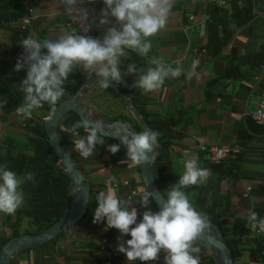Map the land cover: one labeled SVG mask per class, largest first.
Here are the masks:
<instances>
[{"label":"crops","instance_id":"crops-1","mask_svg":"<svg viewBox=\"0 0 264 264\" xmlns=\"http://www.w3.org/2000/svg\"><path fill=\"white\" fill-rule=\"evenodd\" d=\"M229 1L224 8H229ZM101 3L103 0H92L91 3L84 0L85 8L90 10L88 21L94 28L92 36L100 39L110 26L98 23L101 9L105 7H101ZM209 4L207 0H174L165 27L149 38L152 49L146 57L139 55L144 64L136 66V74L128 73L124 76L125 81L133 84L140 74L149 67H154L151 64L153 57L173 67L179 65L183 69L179 77L166 78L156 91H143L148 99V112L156 114L162 121L171 118L179 122L174 128L177 137L170 141L169 148L154 150L155 157L170 161L175 182L183 174L184 162L187 160L196 159L199 167L208 169V161L202 148L237 146V130L242 127L247 132V119H253L252 114L264 98L257 88L260 82L264 83V68L256 71L246 63L248 56L264 51V5L256 10L250 25L238 29L231 25L234 34L230 42L217 59H211L201 51L207 44ZM32 12L36 19L25 23L28 27L27 37L31 35L36 39H55L72 32L65 15L66 6L61 0H40ZM111 23H116L114 18ZM126 51L127 55L120 58V65L122 61L129 59L131 53H135L132 50ZM232 51L235 53L236 66L239 65V76L227 79L224 70L231 65L234 67V64L229 63ZM23 54V47L16 54L11 53L10 34L0 29V100L7 101L4 107H0V145L10 139L15 142L18 150H26L31 154L32 149L27 146V138L31 135L25 130L26 120L23 114L17 111L23 103L24 93L19 89L23 79L19 77L15 65ZM197 61L195 71L198 75L187 78V73L192 71L194 62ZM127 66L122 72L127 71ZM231 70L235 71L236 68ZM112 92L113 94L96 82L73 98L86 116L94 121L99 120L106 128L124 118L142 129L141 121L126 105V101L115 91ZM32 115L35 119L42 118L43 111L35 109ZM66 115L68 113L57 127H62ZM263 123L264 121L260 124ZM249 136L250 140L240 147L239 169L235 173V179L220 180L211 174L204 184L185 189L198 211H201V205L205 208L212 205L216 207L222 227L223 236L220 238L240 241V257L235 264H263L249 260L247 250L253 247L252 239L255 236L247 229L246 221L250 210L264 218V133H249ZM79 137L81 135L74 134L69 146L74 145ZM100 147L99 152L95 150L85 159L74 146V165L81 169L95 197L99 191L112 189L119 198L129 202L130 208L136 207L145 192L139 165H133L128 160L126 167L119 169L116 166L113 169L109 163L110 152L103 149V145ZM97 154L100 155L99 158ZM52 159L56 157L53 156ZM59 164L61 163L57 160V165ZM111 177H115V180H111ZM131 192H136L132 198ZM137 211L139 223L142 210L138 207ZM93 219L94 216L75 225L73 234L66 230L44 245L23 247L9 264H83L86 259L109 258L111 250L118 256H123V253L116 250L119 230L106 228V219L101 223H93ZM15 220V214L0 213V252L9 240L23 236H13L14 230L10 225ZM28 228L29 221L23 220L19 234ZM216 233L218 235L217 231ZM130 238V235L122 237L123 240ZM5 241L7 242L2 245ZM197 244L203 246L208 255H212L211 247L203 245L199 240ZM164 263L162 255L156 261L147 262Z\"/></svg>","mask_w":264,"mask_h":264},{"label":"clouds","instance_id":"clouds-1","mask_svg":"<svg viewBox=\"0 0 264 264\" xmlns=\"http://www.w3.org/2000/svg\"><path fill=\"white\" fill-rule=\"evenodd\" d=\"M91 3L92 0H89ZM68 6L69 12H75L74 18L87 21L88 8L82 7L84 0H61ZM99 25H110L102 39L85 34L70 33L59 38L36 39L31 35L20 43L24 54L17 59L15 70L26 69V78L19 89L24 93L23 103L17 111L25 117H31L33 110L41 107L42 102L55 105L65 95V81L74 69L80 67L99 77L98 83L108 89L113 83L128 86L124 76L137 73L135 63H129L127 71L122 72L120 58L132 50L146 57L152 49L150 37L155 36L167 23L174 0H103ZM77 5H80L77 7ZM112 18L115 24L111 23ZM118 25V26H117ZM89 26L88 31L91 30ZM87 31V32H88ZM46 50V51H44ZM194 62L187 78L198 75ZM149 67L136 78L132 87L142 89L145 93L161 88L166 78L179 77L183 69L173 67L153 57ZM6 100H0L4 107ZM83 128L86 135L74 141L76 150L87 159L94 153L97 145H104L103 130L105 126L99 120L82 118L72 124L69 133L75 134ZM112 135L118 137L127 148V157L133 165L150 164L155 159L154 149L158 144V131L144 129L131 132L126 125H116ZM120 144L109 145L107 151L112 154L120 150ZM211 175V170L198 166L196 159L184 162V172L180 179L170 185L167 197L161 196L160 210L153 212L149 205L154 199L152 192L142 193L139 204L146 210L142 220L137 222L136 207H129V202L118 197L109 189L99 191L96 196L97 207L93 223L106 219V228H115L120 232L117 251L126 255L129 262L156 261L164 252L165 264H200L201 248L197 241L202 239L211 228L210 217L198 211L191 203L185 189L189 186L202 185ZM115 180V177H111ZM34 173L23 176L0 165V213L14 215L23 207L25 194L22 185L34 182ZM250 227L264 230V218L254 210L248 213ZM130 235V239L122 237Z\"/></svg>","mask_w":264,"mask_h":264},{"label":"trees","instance_id":"trees-1","mask_svg":"<svg viewBox=\"0 0 264 264\" xmlns=\"http://www.w3.org/2000/svg\"><path fill=\"white\" fill-rule=\"evenodd\" d=\"M40 0H0V29L5 30L10 34L11 53L16 54L23 46L21 41L28 35V27L22 28L17 23L30 16V11L37 8ZM264 5V0H230L229 8L219 7L214 4L208 6V20H207V44L201 48L206 55L211 59H217L222 49L230 42L235 29L250 25L256 15V10ZM101 7H104V3H101ZM234 51L231 52V65L225 69V78L230 79L239 76L238 68L234 59ZM144 60L140 58L136 53H131L129 59L121 62V70L129 63H135L136 66H142ZM246 63L251 69L259 71L264 68V51L252 54L248 56ZM232 68H236L232 71ZM235 72V73H234ZM19 77L26 78V69L18 71ZM99 77L95 72L89 74L83 69L76 68L69 75L68 80L65 81V95L55 105H51L47 102H42L41 107L37 108L43 111L42 118L27 120L25 123V130L31 135L27 138V146L32 149L31 154L26 150H18L13 140H5L0 145V165L7 167L9 170L15 171L18 175L23 176L25 173H34V182H25L21 187L25 194V203L22 208L18 209L15 213L16 220L10 227L14 230V237L23 236H38L53 225L61 222L71 205L73 204L76 196L72 192V182L68 173L65 171L62 164L57 165V159H52L54 156L50 143L45 134L43 118L47 117L52 108H57L64 104L68 100H72L74 95L87 88L89 85H93L98 81ZM213 81V83H215ZM128 86L124 84H115V93H120L127 98L126 105L135 113L138 117L143 118L144 127L159 132L158 144L155 147V151H159L161 148H169L170 141L177 137L174 128L178 125V121L173 119H167L162 121L156 114H152L146 110L148 99L144 95L143 90L132 87V83L126 81ZM258 91L264 97V83L260 82L257 86ZM112 94L110 88L107 89ZM86 118L94 121V119L86 116ZM79 117L74 113H68L63 119L62 127H57V137L61 148L69 153V157L74 162L75 153L74 145L69 146V141L74 135L69 133L68 129ZM117 121V120H116ZM120 121L127 126H130L133 132H142L137 125H132L130 120L121 118ZM106 128V127H105ZM247 132L240 127L236 132L238 147L242 148L245 142L250 140L249 133L262 134L264 133V123L259 124L255 120L247 119ZM250 131V132H248ZM77 135H86L83 128L78 129L75 133ZM104 148L107 150L109 145L120 144V150L112 154L110 153L109 163L111 167L118 166L117 168L126 167L128 162L127 148L122 145L118 139L105 138ZM101 145L96 146L97 152L101 149ZM55 157V156H54ZM99 158L100 155L97 154ZM208 161V169L211 170V174L217 179H235L236 172L239 169L240 154L235 160H225L221 163L215 164ZM76 167V165H74ZM77 168V167H76ZM78 169V168H77ZM81 171V169H78ZM150 172L154 178V182L157 190L161 196L167 197V190L170 185H174L175 174L170 161H164L160 157L150 163ZM82 173V172H81ZM96 197L92 190H90V200L88 202L85 214L80 222L87 221L94 216L95 208L97 207ZM203 204V203H202ZM142 213L146 210L139 203L136 204ZM153 212L158 211L153 202L149 205ZM201 211L210 217V223L214 226L215 231L218 232V236L222 237V227L220 223V216L216 212V207L211 206L209 208L201 205ZM142 220V214L140 215ZM259 218H263L260 217ZM23 220L29 221V228L22 234H19V229ZM79 222V223H80ZM249 221H246V224ZM78 225V224H76ZM251 231V229H249ZM252 233V232H251ZM255 237L252 239L253 247L249 248V260L256 261V263L264 264V239L258 235L253 234ZM227 248L230 251L231 261L233 264L240 257V241L224 239ZM7 241L3 242L5 244ZM201 248L200 264H222V258L220 254L211 248L212 255H208L203 246L198 245ZM160 255L165 256L166 253L161 252ZM122 260H121V259ZM83 264H147V262H141L139 260L129 262L126 255L123 256H111L109 258L99 259H86ZM165 264V263H164Z\"/></svg>","mask_w":264,"mask_h":264},{"label":"water","instance_id":"water-1","mask_svg":"<svg viewBox=\"0 0 264 264\" xmlns=\"http://www.w3.org/2000/svg\"><path fill=\"white\" fill-rule=\"evenodd\" d=\"M109 88L113 91H115L116 89L115 86L113 85H110ZM117 95L122 100L127 101V98L122 94L117 93ZM67 113H74L79 117V119L86 117L85 112H83V110L76 104L73 98L72 100H68L64 104L54 109L49 119L45 122L44 130L54 156L63 165L65 171L68 173L69 177L71 178L73 191L74 192L76 191L75 193L76 198L72 206L66 213L64 219L61 222L53 225L46 232L35 237L21 236L9 240L5 244V246L1 249L0 264H9L12 257L16 253H18L23 247H28L29 245H34V246L44 245L52 241L59 234H61L66 230H68L70 234H73L74 226L80 222V220L83 218L85 214L90 197V187L88 183L85 181V177L83 176L81 171H79L74 166L73 161L69 157V153L63 148H61L56 134L57 125L60 123L63 116ZM135 116L138 117L136 114ZM138 118L141 121L142 129L143 130L146 129L143 124V118L141 117ZM116 125H126V124H123L121 122H115L109 128H104L103 133L105 138L120 140L118 137L112 135V132L116 130L115 129ZM127 129L133 132L130 126H127ZM139 171L145 191L148 190L152 192L154 197V199H152V202L159 211L160 203L158 201L161 200V195L156 188L154 178L150 172L149 164H143L139 166ZM217 236L218 235L214 229V226L211 225V228L206 232L205 236L199 241L203 245L209 246L215 251H217L222 257L223 264H233L231 261L230 251L227 248L225 241Z\"/></svg>","mask_w":264,"mask_h":264},{"label":"built area","instance_id":"built-area-1","mask_svg":"<svg viewBox=\"0 0 264 264\" xmlns=\"http://www.w3.org/2000/svg\"><path fill=\"white\" fill-rule=\"evenodd\" d=\"M207 1H209L210 4H214V5L219 6V7L225 6L228 2V0H207ZM79 6L80 5H77V7H79ZM81 6L85 7V4L83 3V5H81ZM65 15H66L68 24L72 29L71 33H74V34H85V33H87V35L92 36V34L94 32V28L91 26V30L88 31V28L91 25L88 20L85 21V20H81L78 18H74V16L76 15L75 12H69L68 6H66ZM34 19H36V17L33 16V12L30 11V16L26 19L19 21L17 23V25H19L22 28H25V27H27L25 25V23L26 22H28V23L32 22ZM54 109L55 108H52L49 115L43 119L44 122H46L49 119V117L52 114V112L54 111ZM32 117H33V115H31V117L23 116V118L26 121L31 120ZM252 118L256 122H258L259 124L264 121V98L259 103L257 110L252 114ZM119 142H120V140H119ZM202 151L204 152L206 159L212 163H215V164L221 163V162H223L225 160H229V159L235 160L237 158V156L239 154H241V148L238 146L209 147V148H202ZM135 194H136V192H131L130 198L135 196ZM246 227H247V229H251L252 234L258 235L264 239V230H260L259 227H257V229H255V230H253L250 227L249 223L246 224ZM110 253H112L111 256H116V253L114 251L112 252V250H111Z\"/></svg>","mask_w":264,"mask_h":264}]
</instances>
